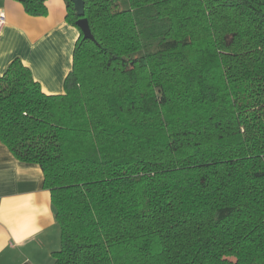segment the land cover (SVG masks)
Wrapping results in <instances>:
<instances>
[{
	"label": "trees",
	"instance_id": "1",
	"mask_svg": "<svg viewBox=\"0 0 264 264\" xmlns=\"http://www.w3.org/2000/svg\"><path fill=\"white\" fill-rule=\"evenodd\" d=\"M84 2L94 40L79 30L63 94L18 59L0 75V140L44 174L53 264H264V0Z\"/></svg>",
	"mask_w": 264,
	"mask_h": 264
},
{
	"label": "crops",
	"instance_id": "2",
	"mask_svg": "<svg viewBox=\"0 0 264 264\" xmlns=\"http://www.w3.org/2000/svg\"><path fill=\"white\" fill-rule=\"evenodd\" d=\"M48 13L33 17L18 0H0V75L18 59L45 94H63L72 70L79 29L67 20L66 0H47ZM41 168L17 160L0 140V264H53L61 247L50 191Z\"/></svg>",
	"mask_w": 264,
	"mask_h": 264
},
{
	"label": "water",
	"instance_id": "3",
	"mask_svg": "<svg viewBox=\"0 0 264 264\" xmlns=\"http://www.w3.org/2000/svg\"><path fill=\"white\" fill-rule=\"evenodd\" d=\"M77 12L79 20L77 21V27L83 34L85 39L94 40L89 21L85 18V2L84 0H69Z\"/></svg>",
	"mask_w": 264,
	"mask_h": 264
},
{
	"label": "built area",
	"instance_id": "4",
	"mask_svg": "<svg viewBox=\"0 0 264 264\" xmlns=\"http://www.w3.org/2000/svg\"><path fill=\"white\" fill-rule=\"evenodd\" d=\"M5 24H6V12L4 8L0 7V32Z\"/></svg>",
	"mask_w": 264,
	"mask_h": 264
}]
</instances>
